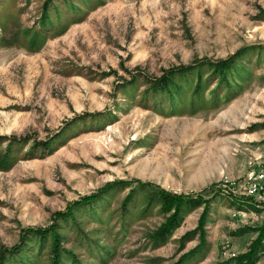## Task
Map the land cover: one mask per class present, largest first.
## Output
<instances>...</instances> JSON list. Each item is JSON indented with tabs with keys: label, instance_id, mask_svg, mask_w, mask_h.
<instances>
[{
	"label": "rangeland",
	"instance_id": "rangeland-1",
	"mask_svg": "<svg viewBox=\"0 0 264 264\" xmlns=\"http://www.w3.org/2000/svg\"><path fill=\"white\" fill-rule=\"evenodd\" d=\"M238 51L225 103L212 98V85L201 110L178 97L172 114L170 104L141 100V88L116 87L130 74L158 77ZM258 157L264 0H0L4 264H16L9 251L23 230L57 225L59 245L76 264H233L264 237V204L226 183L242 181ZM119 181L127 185L73 208ZM153 189L202 198L157 244L147 236L168 215ZM69 208L73 220H56ZM28 243L29 264H47V246ZM261 243L253 264L264 261Z\"/></svg>",
	"mask_w": 264,
	"mask_h": 264
},
{
	"label": "trees",
	"instance_id": "trees-1",
	"mask_svg": "<svg viewBox=\"0 0 264 264\" xmlns=\"http://www.w3.org/2000/svg\"><path fill=\"white\" fill-rule=\"evenodd\" d=\"M44 10L43 13H45ZM242 54L241 51L236 52L229 58L218 61L214 64L202 61L190 66H177L167 70H163L158 77H146L139 73L130 74L128 80H123L122 84H118L117 88L126 87L127 91L133 92L138 88L140 89L139 98L141 100L150 101L153 105L161 104L163 102L170 104V113L176 114L177 109L175 106V100L179 97L181 101H188V106L191 110H201L203 105L208 103L207 99H204L202 92L208 90L210 86L214 85L213 99L219 98L220 103H225L232 99L229 95L232 93V88L229 84V73L232 67L235 66V62ZM196 72V73H195ZM204 73V75L202 74ZM205 76V77H202ZM224 90V98L220 99L217 95ZM219 92V93H218ZM177 95V96H175ZM201 104V105H199ZM201 106V107H200ZM95 116V115H94ZM84 119V118H82ZM41 145L47 149L50 143H41ZM47 146V147H46ZM119 185L124 186L127 183L119 181L109 184L105 189L97 191L95 194L82 198V201L74 203V207H80L83 205H89L96 200V198L103 193L111 189V187ZM149 186V185H146ZM156 190V191H154ZM204 191V190H203ZM135 193V189L130 190L128 195L121 202V207L125 208L129 203V198ZM152 199L156 200V205L159 206L161 213L168 216L164 219L162 224L151 232L147 237L150 242L157 244L165 240L181 223V212L184 208L192 209L198 207L201 204L199 196L192 197L189 195H175L163 192L161 190L153 189ZM203 202V201H202ZM72 208L67 210L66 214H59L56 220L66 221L68 218L73 220ZM55 225V224H54ZM59 227L53 226L48 229H25L22 231L19 243L12 248L13 252L9 251L10 258H18L16 264H29V256L31 245L29 240H33L36 245L41 247L46 245L48 248V263L47 264H76L75 259L71 253L60 247V235ZM189 234L182 237V240L186 239ZM264 241L262 235H258L249 248L243 254L235 257L233 264H253L257 259L259 248L262 246L261 242ZM204 243L201 242L196 248L201 249ZM192 250L187 256L193 255L197 249ZM200 248V249H199ZM23 253H25L23 255ZM3 254V253H2ZM0 255V264H4L3 260H6ZM15 264V261H13Z\"/></svg>",
	"mask_w": 264,
	"mask_h": 264
},
{
	"label": "built area",
	"instance_id": "built-area-1",
	"mask_svg": "<svg viewBox=\"0 0 264 264\" xmlns=\"http://www.w3.org/2000/svg\"><path fill=\"white\" fill-rule=\"evenodd\" d=\"M239 183H226L232 189H240L255 202L264 204V158H253L247 161V171ZM264 259V256H263ZM263 262V263H262ZM261 263L264 264V261Z\"/></svg>",
	"mask_w": 264,
	"mask_h": 264
}]
</instances>
